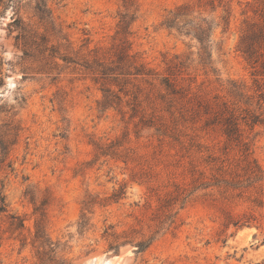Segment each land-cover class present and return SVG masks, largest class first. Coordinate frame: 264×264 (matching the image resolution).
<instances>
[{
  "label": "rangeland",
  "instance_id": "obj_1",
  "mask_svg": "<svg viewBox=\"0 0 264 264\" xmlns=\"http://www.w3.org/2000/svg\"><path fill=\"white\" fill-rule=\"evenodd\" d=\"M182 4L211 23L206 65L195 40L160 25L167 11ZM254 6L252 0H233L226 25L223 7L139 0L131 26L133 52L160 75H176L189 90L174 98L173 116L165 108L157 115L170 131L187 134L180 141L193 139L218 156L224 137L216 127H203L202 112H193L199 100H229L234 83L252 87L251 69L237 46L246 26L258 19ZM36 7L37 0L0 6V131L10 133L8 155L0 157V264H264V208L244 197L224 201L217 193L193 194L171 204L174 224L157 231L158 220L170 221L158 215L173 183L190 182L184 172L188 159L177 163L178 144L167 137L159 142L153 129L135 128L137 120L128 115L98 109L99 85L74 65L58 60L50 74L41 73L40 64L16 46L18 27H26L73 60L96 48L108 50L116 43L118 0H43L42 16ZM13 18L18 27L10 26ZM242 130L264 171V123ZM125 156L134 161L125 165ZM204 156L203 151L195 158L201 162ZM227 157L236 162L240 153L234 148ZM144 160L147 177L140 176L138 163ZM236 221L244 226H233ZM155 231L152 243L136 251Z\"/></svg>",
  "mask_w": 264,
  "mask_h": 264
},
{
  "label": "trees",
  "instance_id": "obj_2",
  "mask_svg": "<svg viewBox=\"0 0 264 264\" xmlns=\"http://www.w3.org/2000/svg\"><path fill=\"white\" fill-rule=\"evenodd\" d=\"M198 1L204 2L212 9L225 8L227 16L222 19L227 25L229 5L233 0ZM252 1L255 4L254 13L257 14L258 19L246 26L237 46L251 69L252 87L247 88L243 84L234 83L228 91L229 100L216 97L212 102L199 100L196 104L197 109L193 112L196 116L202 112L206 116L203 127L207 129L216 127L224 137L226 145L219 156L208 146L196 143L193 139H190L187 144L180 141L181 136L184 137L187 134L181 130L170 131L162 116L157 115L165 108L164 110L173 116L174 112L169 111V108L173 106L174 98L185 96L189 90H185L180 85L176 75H160L149 68L137 53L133 52L129 36L132 34L131 26L138 17L139 0H118V21L114 36L116 43L108 50L96 48L91 50L87 56L75 60L58 53L55 45L49 44L50 41L44 35L26 29V27H18L17 18H13L10 23V26L15 25L20 30L15 38L16 46L21 48L24 57L40 64L38 71L50 74L48 71L58 66V60L74 65L80 71L90 75L92 81L99 85L102 98L97 102L98 109L102 111L113 109L118 111L122 117L128 115L129 121L137 120L133 123L135 128L153 129L159 142L167 137L178 144L181 159L177 163L179 164L184 158L188 159L184 172L188 173L190 182L188 185L173 183L175 190L172 193L175 196H172V193L168 194L159 208L158 215L159 218H168L170 221L166 223L158 220L157 231L162 230L165 225L169 229L174 224L177 212L171 214L170 206L179 200L183 204L190 196L199 192H204V195L217 193L224 201L244 197L255 208H264V171L253 157L251 140L243 137L242 130L244 125L252 130L255 125L264 123V0ZM9 2L10 0H0V6L3 5L5 8ZM215 3L218 5L215 6ZM42 6L43 0H37L36 8L41 16ZM192 12L187 4L176 6L165 13L160 25L179 36L195 40L200 46L198 50L200 63L206 65L210 57L208 48L211 43L212 26L205 18L199 15L194 16ZM39 18L42 20V17ZM180 65H182L181 62L175 64L174 67ZM21 100L23 101V98ZM253 104L255 108L250 109ZM8 136L10 133L0 131V157L2 158H6L9 152ZM234 148L240 153V158L236 162L230 161L227 157L228 151ZM115 150L118 149L115 148ZM203 151L205 156L200 162L195 155ZM100 154L109 155L102 151ZM111 154L112 159L117 156L115 152ZM138 157L142 159L141 156ZM130 161L134 160L126 156L122 160L125 165ZM145 162L144 160L143 163H138L141 177L147 175L142 169ZM200 163L203 164L202 167ZM251 190H254V195L250 193ZM0 202L2 205L5 203L1 192ZM233 226L240 228L244 224L236 221ZM157 231L137 243L136 251L146 249L152 243Z\"/></svg>",
  "mask_w": 264,
  "mask_h": 264
},
{
  "label": "bare ground",
  "instance_id": "obj_3",
  "mask_svg": "<svg viewBox=\"0 0 264 264\" xmlns=\"http://www.w3.org/2000/svg\"><path fill=\"white\" fill-rule=\"evenodd\" d=\"M245 233H247L246 231H243L242 233H241V235H245Z\"/></svg>",
  "mask_w": 264,
  "mask_h": 264
}]
</instances>
